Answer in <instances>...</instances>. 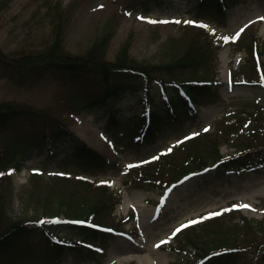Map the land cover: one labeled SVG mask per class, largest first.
Masks as SVG:
<instances>
[{"label": "rangeland", "instance_id": "rangeland-1", "mask_svg": "<svg viewBox=\"0 0 264 264\" xmlns=\"http://www.w3.org/2000/svg\"><path fill=\"white\" fill-rule=\"evenodd\" d=\"M133 1L0 0V52L6 58L2 60L3 64L0 63V105L7 103L19 110L35 109L49 115L50 121L63 123L109 163V170L103 175L83 178V183L89 185L85 188L73 176L55 180V174H51L56 172L54 159L53 162L41 159V152L24 155L22 170L11 175V183H2L4 192L11 187V197L7 201L9 215L29 226L38 219L44 221L52 216L59 220L71 216L86 220L90 218L88 212L92 207L97 209L105 204L106 211L101 214V219L94 217V222L107 227L112 235L102 264H190L194 261L193 255L200 254L198 249L208 246L206 243L210 241L230 242L225 246L240 250V264H264V236L246 238V248L243 249V246L238 248V244L232 242L237 236L230 229L240 218L230 221L228 217L224 227L212 226L196 232L199 225L207 221L225 219V210L231 204L248 205V209H239L240 215L247 219L259 221L264 217V160H253L256 155L264 157V137L256 133L257 140L252 145L257 147L238 151L235 143L250 141L252 128L246 134H236L234 129L246 122L244 118L240 124L235 117L224 121L230 113L240 112L249 103L259 101L261 97L258 94L264 88L252 87L240 75L248 57L236 51L238 39L235 42L229 39L227 43L223 39L231 38L244 29L241 39L252 33L264 47V20H261L264 17V0H235L237 2L228 18L217 24L205 20L200 22L188 14L190 0H164L161 6L146 13L136 10ZM230 1L233 0H226ZM51 5L52 8L57 5L63 7L62 19L55 24L46 17ZM148 21L169 23L152 24ZM223 23L222 27L218 26ZM56 32L63 49L74 55H85L91 44L106 34V45L99 53V61L93 57L88 67L94 71L101 69L105 62L115 60L121 52L125 53L126 59L143 66H162L177 59L192 41L205 39L210 45L209 49L201 47L210 59L205 69H194L173 77L219 82L220 85L217 88L213 86V89L219 93L224 105L195 103L196 122L181 136L190 137L195 133L196 137L204 138L206 142L199 147L203 155L211 150L210 142H214V135L225 136L226 141L220 138L223 142L220 153L222 161H231L226 162L227 170H210L205 177L171 182L178 167L183 165L182 161L177 160V166L158 170L161 161L156 162L157 156L154 155L158 150L169 151L178 143L177 138L156 142L138 153L130 149L117 150L100 132L107 118L106 112L86 116L63 108L62 100L69 95L94 85L113 86L115 81L106 74L81 71L80 68L75 71L35 68L30 74H21L18 56L46 49ZM158 78L166 82V75H158ZM237 81L240 84H235ZM116 109L119 117L126 120L130 116H140L143 111L140 102L133 97L124 99ZM18 117L0 120V148L12 135L27 133L33 137L32 133L46 130L36 120L23 119L21 113ZM253 130L261 132L264 128L257 124ZM237 135L242 138L237 139ZM235 162L255 166L244 169L233 165ZM41 166L45 167L41 176L32 174ZM124 202L128 204L127 208H123ZM111 206L112 212L108 213ZM212 213L221 215L202 219ZM193 220L201 222L173 235L177 228ZM192 232L195 234L187 239L196 240L197 248L187 244L183 248L182 243H188L185 237ZM54 234L74 241L73 236L67 237V230L55 229ZM63 264L94 263L67 260Z\"/></svg>", "mask_w": 264, "mask_h": 264}, {"label": "trees", "instance_id": "trees-1", "mask_svg": "<svg viewBox=\"0 0 264 264\" xmlns=\"http://www.w3.org/2000/svg\"><path fill=\"white\" fill-rule=\"evenodd\" d=\"M133 2V5L142 12L161 4V0H134ZM189 3L188 14L190 13L195 19L213 22L223 19V9L220 8L218 0H190ZM49 7L46 17L50 18L52 24H55L62 19L63 7H59V5L53 8L52 5ZM58 39L60 37L56 32L50 46L46 49L19 55L21 74H30L35 68H47L48 70L87 69L91 65L90 62L93 57L95 61H99V53L103 51L107 37L105 34L97 43L93 42L85 55H73L65 51ZM238 44L240 47H238V51H245L248 57L241 68V74L248 77L253 86L264 87V48L261 47L260 41L256 35L249 33L248 37L244 35L242 39L240 38ZM202 46L207 49L210 47L205 39L192 41L177 59L169 61L165 65L154 67L143 66L131 59H126L125 53L121 52L115 60L105 62L101 69H97L101 74L109 75L116 81L113 86L99 85L90 91L83 90L81 93H74L69 95L66 100H62L61 105L66 110L74 112H90L93 109L103 108L108 116L107 123L102 130L110 133L120 146H125L136 152L150 147L155 142L165 141L172 137L179 138L187 128L196 122L195 114L190 109L191 103L200 102L206 95L207 100L209 99L212 104L222 102L215 93L208 92L210 87L206 83L198 81L200 83L196 84L192 78L175 79L173 77L176 74L194 71V69L198 71L205 69L210 59L206 56L204 47L201 48ZM5 59V56L0 52V63L3 64L2 60ZM158 75H166V79H164L166 82L161 81L162 79L158 78ZM156 82L161 85L159 90L155 88ZM143 88L145 90L140 94L139 92ZM154 90L155 93H153ZM128 97H133L136 102H140L142 107H146L143 116H130L127 120L119 118L116 114L117 109L112 108V105ZM259 97H261L259 101L249 103L246 106L249 109L244 110L245 107L243 112H232L224 119V121H228L229 118L235 117L236 122L240 124V120L244 118L246 122L241 127H235L236 134H246L252 128L249 132L250 141L235 143L239 151L252 150L257 147L252 145V142L257 140L256 133L264 137L263 130L261 132L253 130L257 124H260L262 129L264 128V91L259 94ZM19 113L23 114V119L38 121L40 127H45L46 130L32 133L33 137H29L30 135L27 133L12 135L7 138L6 144L0 148V264H61L67 258L87 262L94 260L96 256L101 257L107 248L106 241L108 240L103 226H98L92 222L84 225H74L70 222L61 223L56 218L48 219L36 226H28L26 223L13 220L9 216L7 201L11 197V187L4 192L2 183L3 181L5 184L9 183L7 172H18L21 169L20 161L24 155L40 150L43 152L44 159L52 161L56 144L67 140L71 145V151L57 162L59 170L70 174L98 176L103 174L108 166L99 153L89 149L77 138L72 137L58 120L50 121L49 115L42 114L35 109L19 110L11 104L0 105V120L17 119ZM122 121L124 123L120 126ZM214 137V142L209 141L211 150L204 155L199 152V147L206 142L204 138L193 136L184 140L171 152L160 158L159 170L177 166L176 161L180 160L183 165L178 167L175 175L182 176L198 171L208 163L219 161L221 158L219 155L220 138H225V141L227 139L221 135H214ZM236 138L241 139L242 136L237 135ZM260 158L264 157L256 155L253 160H264ZM244 163L246 162L239 164ZM254 165L252 164V166ZM43 168L41 167V169ZM55 180L66 179L55 178ZM80 185L85 188L89 187L88 184L81 181ZM105 210V204H101L97 209L92 207L88 215L98 217ZM225 213V219L207 221L205 224L199 225L196 232H202L212 226L224 227L223 224L227 222L229 217L230 221L240 218L238 223H234L230 229L234 236H237V239L232 242H236L238 248L242 246V249L246 248L244 246L247 241L246 238L264 236V217L260 221L250 220L241 216L233 208ZM236 214L237 216L234 217ZM55 229L62 232L67 230L68 234H72L83 243L89 242L91 245L92 242L99 239V242H96L98 248L92 249L90 246H86V243L64 241L61 237L54 235ZM194 234L195 232H192L185 237L188 243L179 242L182 243L183 248L186 244L197 248L196 240L187 239ZM206 244L208 246L198 249L200 254L193 255L194 261L191 264H195L201 258L203 259L200 262L203 260V263L207 262V264L241 263L240 250L225 246L229 245L230 242L210 241Z\"/></svg>", "mask_w": 264, "mask_h": 264}, {"label": "snow or ice", "instance_id": "snow-or-ice-1", "mask_svg": "<svg viewBox=\"0 0 264 264\" xmlns=\"http://www.w3.org/2000/svg\"><path fill=\"white\" fill-rule=\"evenodd\" d=\"M261 20H264V17L261 18ZM149 23H152V24H155V23H169V21H148ZM175 23H180V21H175ZM185 23H191V22H185ZM199 27H205L203 25H199ZM244 31V29H241L240 32L236 33L235 36L231 37V38H228V37H224V42L227 43L229 42V39H231L232 42H235L241 35V33ZM205 131H207V129H205ZM190 139V137H189ZM169 151H171V149H169ZM155 159V158H154ZM236 207L237 209H248L249 206L248 205H238V206H234ZM225 211H228L227 209ZM218 215H221V213H212L210 214V216L208 217H204L202 219H209L211 218L212 216H218ZM201 220H193V221H190L189 224H185V225H181L180 228H177L175 230V232L173 233V235H176L177 233H179L180 231H182L184 228H187L191 225H195L197 223H200ZM161 243H167V241H162ZM157 247H159V245H157Z\"/></svg>", "mask_w": 264, "mask_h": 264}, {"label": "bare ground", "instance_id": "bare-ground-1", "mask_svg": "<svg viewBox=\"0 0 264 264\" xmlns=\"http://www.w3.org/2000/svg\"><path fill=\"white\" fill-rule=\"evenodd\" d=\"M128 204L126 202H124V207L123 208H127Z\"/></svg>", "mask_w": 264, "mask_h": 264}]
</instances>
